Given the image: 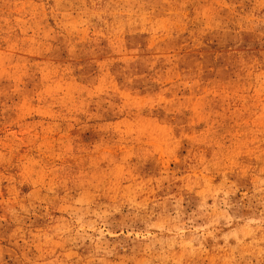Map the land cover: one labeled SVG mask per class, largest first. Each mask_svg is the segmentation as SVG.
<instances>
[{"label": "rangeland", "instance_id": "obj_1", "mask_svg": "<svg viewBox=\"0 0 264 264\" xmlns=\"http://www.w3.org/2000/svg\"><path fill=\"white\" fill-rule=\"evenodd\" d=\"M0 264H264V0H0Z\"/></svg>", "mask_w": 264, "mask_h": 264}]
</instances>
